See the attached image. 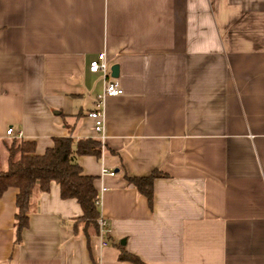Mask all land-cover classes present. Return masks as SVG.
<instances>
[{
  "label": "crops",
  "instance_id": "1",
  "mask_svg": "<svg viewBox=\"0 0 264 264\" xmlns=\"http://www.w3.org/2000/svg\"><path fill=\"white\" fill-rule=\"evenodd\" d=\"M100 52L123 94L104 101L100 156L76 160L109 238L75 228L79 203L51 181L16 243L9 187L0 264H138L121 250L140 264H264V0H0V170L8 127L37 154L97 138ZM154 170L166 175L149 204L127 177Z\"/></svg>",
  "mask_w": 264,
  "mask_h": 264
},
{
  "label": "trees",
  "instance_id": "2",
  "mask_svg": "<svg viewBox=\"0 0 264 264\" xmlns=\"http://www.w3.org/2000/svg\"><path fill=\"white\" fill-rule=\"evenodd\" d=\"M69 132L72 126L66 123ZM8 151L7 167L0 170V197L9 187L18 189L14 214L15 242L21 241V233L28 225V213L31 195L49 189L51 181H55L60 187V196L63 199L75 198L82 209V215L75 221V228L82 225L86 235L92 231L102 236L106 242L109 238L108 229L98 224L100 216V201L96 199L98 194L93 177L84 175L77 163V155L87 154L100 156L101 141L98 138H81L74 141L68 135L57 137L54 144L43 154L35 152V143L21 138H11L6 142ZM166 174L160 170L152 171L144 177H127L128 182L143 194L149 204L153 199V181L155 178ZM120 259H129L135 263L141 262L136 257L121 250Z\"/></svg>",
  "mask_w": 264,
  "mask_h": 264
},
{
  "label": "built area",
  "instance_id": "3",
  "mask_svg": "<svg viewBox=\"0 0 264 264\" xmlns=\"http://www.w3.org/2000/svg\"><path fill=\"white\" fill-rule=\"evenodd\" d=\"M89 70L92 72H100L104 79L103 90L96 97L94 109L88 113V116L92 118L94 121V130H95V133L97 134V138L100 139V141H103L105 138L104 111H103L104 101L106 97L122 95L123 89L121 88L117 80L111 76V71L106 61L105 52H100L98 54V57L89 63ZM6 135L11 136L12 138H21L22 136L21 132L14 133V130L12 127H8L6 129ZM105 172L107 171L103 169V173ZM108 173L110 175H114L113 171H109ZM96 199L100 201L99 194L96 195ZM98 224L102 228L105 225V220L102 218H99Z\"/></svg>",
  "mask_w": 264,
  "mask_h": 264
},
{
  "label": "water",
  "instance_id": "4",
  "mask_svg": "<svg viewBox=\"0 0 264 264\" xmlns=\"http://www.w3.org/2000/svg\"><path fill=\"white\" fill-rule=\"evenodd\" d=\"M117 74H118V67L117 65H113L111 67V76L115 78L117 77Z\"/></svg>",
  "mask_w": 264,
  "mask_h": 264
},
{
  "label": "rangeland",
  "instance_id": "5",
  "mask_svg": "<svg viewBox=\"0 0 264 264\" xmlns=\"http://www.w3.org/2000/svg\"><path fill=\"white\" fill-rule=\"evenodd\" d=\"M2 150H3V146L0 145V154H1Z\"/></svg>",
  "mask_w": 264,
  "mask_h": 264
}]
</instances>
